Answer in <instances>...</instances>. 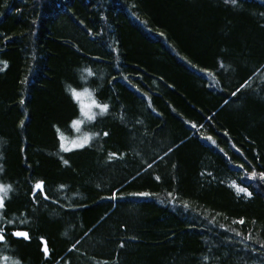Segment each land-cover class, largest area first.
I'll list each match as a JSON object with an SVG mask.
<instances>
[{
	"label": "trees",
	"instance_id": "trees-1",
	"mask_svg": "<svg viewBox=\"0 0 264 264\" xmlns=\"http://www.w3.org/2000/svg\"><path fill=\"white\" fill-rule=\"evenodd\" d=\"M0 165V264H264V0H0Z\"/></svg>",
	"mask_w": 264,
	"mask_h": 264
},
{
	"label": "snow or ice",
	"instance_id": "snow-or-ice-1",
	"mask_svg": "<svg viewBox=\"0 0 264 264\" xmlns=\"http://www.w3.org/2000/svg\"><path fill=\"white\" fill-rule=\"evenodd\" d=\"M226 2H228V0H226ZM232 3H237L238 0H231ZM6 65V62H4ZM223 66V65H221ZM89 74L92 75L91 70L89 69ZM69 93L71 95L72 100L74 101V103L78 106L79 109V113L82 117L87 118L88 121H94L96 119V115L97 113H95L93 111L94 108H97L100 110L99 114L100 115H104L108 112L109 110V105L107 104H102L100 102H98L92 95L91 93H89L87 91V89H85L83 92L77 90L76 88H73L71 86H69ZM233 95H235V93H233ZM87 101V102H86ZM84 123V120L81 118H76L73 119L71 121L70 127L72 129H75L76 131L80 130L81 125ZM23 126V124L21 125ZM56 132L58 134V140H59V148L60 151L64 152V153H69L72 152L74 150H79V149H83L86 146L90 145V142L92 140V136L89 135H85L82 138H77L75 140H69L64 134L63 132H61L60 128L57 126L56 127ZM96 135H99V133H97ZM104 136H107L108 133L104 132L103 133ZM208 139H211V137H208ZM115 155V154H110L109 158L111 159V157ZM60 159L62 160L63 164L68 165L69 161L67 159H64L63 156L60 157ZM240 167H243V165H241ZM3 170V166L0 165V171ZM257 175V173L255 171H253L251 173V176L253 178H255V176ZM260 178L264 179V172L260 173ZM157 179H159V177H157ZM63 187V186H62ZM232 187H234L237 191V193H244L246 196L251 197L252 193L248 191L247 188L245 187H241L239 185H236L235 182L233 183ZM34 191L32 192V196L33 199L36 198V190H39L41 192V194L44 195V198L47 199V194L44 193V182L43 181H38L37 183H35V185L33 186ZM12 191V186L9 185H4L2 183H0V209H3L5 207V198H7V194ZM135 195H139V196H150L151 193H147V192H142V193H137ZM110 199H117V196L113 195L112 197H110ZM239 223L243 224L244 220H240L238 221ZM13 236L15 237H23L25 239H29V235L26 231H15L12 233ZM250 238V237H249ZM0 241H6V237L4 235L3 229L0 228ZM121 247H123V244H121ZM262 247H264V245H262ZM43 251L45 253L48 252L47 246H46V242H45V247L43 249ZM4 261H7L9 258L8 257H3ZM15 264H19V261H16Z\"/></svg>",
	"mask_w": 264,
	"mask_h": 264
}]
</instances>
